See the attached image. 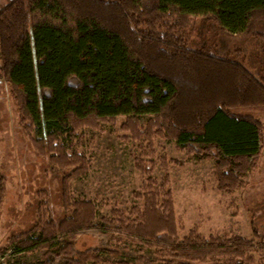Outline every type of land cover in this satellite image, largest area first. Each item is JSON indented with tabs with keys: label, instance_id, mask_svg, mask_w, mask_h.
Returning <instances> with one entry per match:
<instances>
[{
	"label": "trees",
	"instance_id": "1",
	"mask_svg": "<svg viewBox=\"0 0 264 264\" xmlns=\"http://www.w3.org/2000/svg\"><path fill=\"white\" fill-rule=\"evenodd\" d=\"M149 1L0 5V92L15 105L37 157L60 174L59 209L46 189L38 190L36 221L7 237L1 261L10 249L14 255L42 249L38 264L264 262V235L254 222L251 238H206L197 228L181 237L167 169L160 182L148 178L139 204L110 218H99L96 203L73 194L72 182L89 169L80 151L85 135L107 129L145 142L150 154L165 140L213 161L217 190L229 195L244 189V178L259 166L264 125L235 111L264 107V0ZM195 39L201 49L192 48ZM136 160L152 176L153 161ZM6 194L0 169V220ZM89 231L141 253L133 262L117 249L76 253L73 240Z\"/></svg>",
	"mask_w": 264,
	"mask_h": 264
},
{
	"label": "rangeland",
	"instance_id": "2",
	"mask_svg": "<svg viewBox=\"0 0 264 264\" xmlns=\"http://www.w3.org/2000/svg\"><path fill=\"white\" fill-rule=\"evenodd\" d=\"M5 2L7 0H0V5ZM149 3L153 5L154 1ZM195 41L197 44L192 48L201 49V41ZM211 45L216 46L213 42ZM232 60L248 65L245 57H233ZM14 111L15 105L0 92V120L8 119V122L0 123V169L7 176V194L0 220V248L5 246L10 234L25 232L36 221L38 190L46 189L52 208L59 209L60 174L37 157L28 135L24 136L20 130ZM235 114L252 116L264 125V107L239 109ZM85 136L80 151L90 159L89 169L85 177L72 182V191L76 198L96 203L99 218H110L114 210H129L139 204L138 196L148 185V178L154 177L160 182L167 169L181 237L197 228L206 238L218 235L251 238L252 222L264 235V143L259 166L244 178L247 186L229 195L217 190L213 161L186 155L174 142L157 140L150 154L145 142L128 141L108 129L89 132ZM136 159L153 161L152 176L137 169ZM61 244L70 249L68 240H62ZM72 245L78 254L96 249H117L96 231L78 235ZM117 250L122 251L123 258L130 262L141 253L135 246H121ZM45 253L46 250L40 249L14 255L10 249L0 264H38Z\"/></svg>",
	"mask_w": 264,
	"mask_h": 264
}]
</instances>
